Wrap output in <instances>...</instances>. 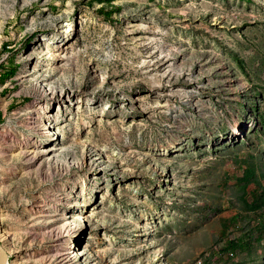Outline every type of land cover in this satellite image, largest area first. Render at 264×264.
Instances as JSON below:
<instances>
[{
  "label": "rangeland",
  "instance_id": "374dc122",
  "mask_svg": "<svg viewBox=\"0 0 264 264\" xmlns=\"http://www.w3.org/2000/svg\"><path fill=\"white\" fill-rule=\"evenodd\" d=\"M11 264H264V0H0Z\"/></svg>",
  "mask_w": 264,
  "mask_h": 264
},
{
  "label": "water",
  "instance_id": "95a60500",
  "mask_svg": "<svg viewBox=\"0 0 264 264\" xmlns=\"http://www.w3.org/2000/svg\"><path fill=\"white\" fill-rule=\"evenodd\" d=\"M0 253H1V261H0V264H6L7 255H6L5 252L2 251L1 246H0Z\"/></svg>",
  "mask_w": 264,
  "mask_h": 264
},
{
  "label": "bare ground",
  "instance_id": "6f19581e",
  "mask_svg": "<svg viewBox=\"0 0 264 264\" xmlns=\"http://www.w3.org/2000/svg\"><path fill=\"white\" fill-rule=\"evenodd\" d=\"M0 246H1V245H0ZM1 249H2L3 252H5L4 249L2 248V246H1ZM5 253H6V252H5ZM0 261H1V253H0ZM6 264H11L10 261L8 260V258H7Z\"/></svg>",
  "mask_w": 264,
  "mask_h": 264
},
{
  "label": "trees",
  "instance_id": "16d2710c",
  "mask_svg": "<svg viewBox=\"0 0 264 264\" xmlns=\"http://www.w3.org/2000/svg\"><path fill=\"white\" fill-rule=\"evenodd\" d=\"M106 1H111V0H106ZM1 122H2V120H1V118H0V124H1Z\"/></svg>",
  "mask_w": 264,
  "mask_h": 264
}]
</instances>
